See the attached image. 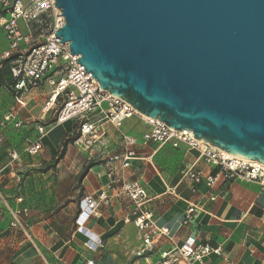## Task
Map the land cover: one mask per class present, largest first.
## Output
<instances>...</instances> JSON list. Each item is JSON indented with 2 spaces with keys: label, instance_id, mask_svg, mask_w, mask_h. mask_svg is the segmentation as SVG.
I'll return each mask as SVG.
<instances>
[{
  "label": "crops",
  "instance_id": "0c3cea01",
  "mask_svg": "<svg viewBox=\"0 0 264 264\" xmlns=\"http://www.w3.org/2000/svg\"><path fill=\"white\" fill-rule=\"evenodd\" d=\"M3 37L7 47L2 45V53L9 48L4 30ZM49 93L44 85L27 97L26 107L17 113L23 122L17 128L2 124L17 106L0 88V264H149L189 237L221 249L195 264H264L262 185L223 175L212 187L205 181L195 183L185 177L187 171L215 175V168L185 143L174 147L145 141L152 126L140 116L117 126L92 114L89 124L99 127L94 139L81 133L79 120L51 126L53 113L43 112ZM40 125H47L49 132L41 151L29 155L26 140L39 136ZM127 138L136 142L128 145ZM12 151L19 154L13 163ZM129 153V167L120 169L122 157ZM133 183L146 190L145 208L156 226L168 230L144 256L136 255L142 246L139 229L125 221L135 207L118 196L124 185ZM100 192L110 197V204L101 206L80 230L77 220L84 196ZM192 206L193 219L185 225ZM16 209L27 210L20 215L23 228L11 227ZM94 236L102 242L96 249L89 245Z\"/></svg>",
  "mask_w": 264,
  "mask_h": 264
},
{
  "label": "water",
  "instance_id": "95a60500",
  "mask_svg": "<svg viewBox=\"0 0 264 264\" xmlns=\"http://www.w3.org/2000/svg\"><path fill=\"white\" fill-rule=\"evenodd\" d=\"M55 1V37L102 90L264 165V0Z\"/></svg>",
  "mask_w": 264,
  "mask_h": 264
},
{
  "label": "built area",
  "instance_id": "2783aa9c",
  "mask_svg": "<svg viewBox=\"0 0 264 264\" xmlns=\"http://www.w3.org/2000/svg\"><path fill=\"white\" fill-rule=\"evenodd\" d=\"M0 1L4 12L2 27L9 42V48L2 54V58L13 59L12 83L5 89L12 95L17 106V109L3 117V125L13 123L15 127H21L23 122L17 120L18 110L26 107L28 96L47 85L50 93L43 112L53 113L51 126L79 120L82 122L81 133L94 139L98 135L99 127L89 124L90 115L96 113L100 119L117 126L128 118L140 116L152 126L151 132L144 136L145 141H154L160 145L172 144L174 147L185 143L197 149L200 157L215 168V175L187 171L185 177L191 178L195 183L205 181L208 187H212L217 177L223 175L229 180L240 178L257 182L264 187V165L258 161L231 156L194 138V133L190 130H176L159 120L146 118L130 103L102 90L100 84L86 72L84 66L76 63L79 56L70 54L69 43H61L60 39L55 37V32L65 24V17L56 7L55 0ZM37 131L39 136L36 139L26 140L25 152L29 155H37L41 151L42 139L49 132L47 125L38 126ZM126 142L133 145L136 140L127 138ZM10 157L13 163L19 158V154L12 151ZM131 158L132 153L123 156L120 169L128 168ZM118 196L126 197L135 207L133 216H128L125 221L134 223L139 229L142 246L136 255L144 256L153 250L156 241L166 235L168 230L159 228L154 223L152 213L145 208L149 196L138 183L124 185ZM109 204L110 197L105 192L85 195L77 220L79 229H85L83 223L91 216L97 215L101 206ZM194 212V206L187 210L185 225L193 219ZM25 213L26 209L12 211V228H23L20 215ZM92 238L94 242L90 240L89 245L96 249L102 242L98 237ZM220 253V248L198 244L193 237H189L181 247L162 253L159 260L149 264L202 263L209 255Z\"/></svg>",
  "mask_w": 264,
  "mask_h": 264
},
{
  "label": "trees",
  "instance_id": "16d2710c",
  "mask_svg": "<svg viewBox=\"0 0 264 264\" xmlns=\"http://www.w3.org/2000/svg\"><path fill=\"white\" fill-rule=\"evenodd\" d=\"M13 59L4 60L0 64V88H5L7 85L12 83L11 68Z\"/></svg>",
  "mask_w": 264,
  "mask_h": 264
},
{
  "label": "rangeland",
  "instance_id": "374dc122",
  "mask_svg": "<svg viewBox=\"0 0 264 264\" xmlns=\"http://www.w3.org/2000/svg\"><path fill=\"white\" fill-rule=\"evenodd\" d=\"M3 16H4V12H2L1 1H0V19ZM4 44H5V47H7L6 39L3 37L2 26L0 25V64H2L4 62V59L2 58L3 49H1L2 48V45L4 47Z\"/></svg>",
  "mask_w": 264,
  "mask_h": 264
}]
</instances>
